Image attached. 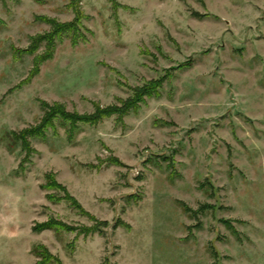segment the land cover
Listing matches in <instances>:
<instances>
[{
	"label": "rangeland",
	"instance_id": "rangeland-1",
	"mask_svg": "<svg viewBox=\"0 0 264 264\" xmlns=\"http://www.w3.org/2000/svg\"><path fill=\"white\" fill-rule=\"evenodd\" d=\"M7 209L0 264H264V0H0Z\"/></svg>",
	"mask_w": 264,
	"mask_h": 264
},
{
	"label": "trees",
	"instance_id": "trees-1",
	"mask_svg": "<svg viewBox=\"0 0 264 264\" xmlns=\"http://www.w3.org/2000/svg\"><path fill=\"white\" fill-rule=\"evenodd\" d=\"M59 114V112L58 111H55L54 112V114ZM51 116H52V114H51V112H49L48 114H46V117H45V115H44V117H43V119H42V122H41V124H40V126H39V129L40 130H34V131H31V135L32 136H35V135H42V129L45 127V126H47L49 123H51V121H52V118H51ZM60 116H62V117H66V118H69V119H71V120H75V118L77 119V120H83V121H86L87 119H86V117H82V116H74L73 114H71V115H69L68 113H63V114H61L60 113ZM52 185H54V183L52 184ZM55 185L56 186H59V184L58 183H55ZM58 224V223H57ZM54 225H56V224H52V222H46V223H42V224H40L39 226H37V228L35 229V230H42V229H45V228H53L54 227ZM60 225V224H59ZM42 248V250H40L39 249V247H35L34 249H33V252L35 253V255L36 256H38V257H40V260H39V264H47V259H49V257H50V254L48 253V251H47V249L46 248H44V247H41Z\"/></svg>",
	"mask_w": 264,
	"mask_h": 264
},
{
	"label": "crops",
	"instance_id": "crops-1",
	"mask_svg": "<svg viewBox=\"0 0 264 264\" xmlns=\"http://www.w3.org/2000/svg\"><path fill=\"white\" fill-rule=\"evenodd\" d=\"M8 208V206H7ZM10 213H8V209L6 210V218L4 219V216H0V243L5 242L4 248L1 251V254H3L4 251H8L9 249V240H10V235L12 234V229H13V215L12 218L11 216L9 217Z\"/></svg>",
	"mask_w": 264,
	"mask_h": 264
}]
</instances>
